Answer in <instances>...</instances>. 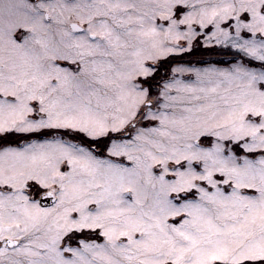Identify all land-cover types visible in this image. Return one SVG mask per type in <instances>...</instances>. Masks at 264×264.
<instances>
[{"label":"snow or ice","instance_id":"obj_1","mask_svg":"<svg viewBox=\"0 0 264 264\" xmlns=\"http://www.w3.org/2000/svg\"><path fill=\"white\" fill-rule=\"evenodd\" d=\"M0 264H264V0H0Z\"/></svg>","mask_w":264,"mask_h":264}]
</instances>
